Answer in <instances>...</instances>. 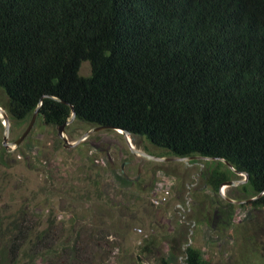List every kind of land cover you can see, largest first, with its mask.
<instances>
[{
    "label": "trees",
    "instance_id": "1",
    "mask_svg": "<svg viewBox=\"0 0 264 264\" xmlns=\"http://www.w3.org/2000/svg\"><path fill=\"white\" fill-rule=\"evenodd\" d=\"M0 89L11 122L38 111L59 128L74 111L174 157L222 159L264 193V0H0ZM93 173L94 162L80 175L93 186ZM229 179L209 175L215 191ZM92 186L99 212L110 203Z\"/></svg>",
    "mask_w": 264,
    "mask_h": 264
},
{
    "label": "rangeland",
    "instance_id": "2",
    "mask_svg": "<svg viewBox=\"0 0 264 264\" xmlns=\"http://www.w3.org/2000/svg\"><path fill=\"white\" fill-rule=\"evenodd\" d=\"M80 74L91 75L88 62ZM7 102L0 89L5 110ZM31 120L11 122L8 142ZM4 123L0 117V264H186L189 247L210 264H264V206L252 205L260 196L219 160L152 161L134 154L125 136L111 129L67 152L58 128L38 118L23 143L5 147ZM93 128L74 120L66 136L74 143ZM131 144L174 157L145 137H131ZM93 162L102 175L93 173L92 186L80 174ZM216 168L235 184L215 191L209 175ZM97 182L110 203L99 212L86 199L87 185L95 198ZM159 195L167 201L155 205Z\"/></svg>",
    "mask_w": 264,
    "mask_h": 264
},
{
    "label": "water",
    "instance_id": "3",
    "mask_svg": "<svg viewBox=\"0 0 264 264\" xmlns=\"http://www.w3.org/2000/svg\"><path fill=\"white\" fill-rule=\"evenodd\" d=\"M0 117L2 119H4L5 123H4V127H5V136H4V145L5 147H8V146H15V147H18L21 143H23L25 141V139L27 138V136L30 134V132L32 131L34 125H35V122L37 120V117H38V111L35 112L28 128L26 129V131L23 133V135L18 139L16 140L15 142L13 143H9L8 140H9V136H10V127H11V121H10V118H9V114L7 112V110L3 109L1 106H0ZM76 118V114L75 112L73 111V115L71 117V119L66 122L64 125L60 126L58 128V136L60 139H62L64 142H65V147L67 148H71V147H76L79 143L87 140L94 132H99V131H104V130H115L119 133H122L125 138H126V142H127V145L131 148L132 152L136 155H139V156H142L146 159H149V160H152V161H156V162H178V161H183V162H187L191 159H194L196 157H185V158H180V157H170V158H162V157H156V156H152L146 152H143V151H140V150H136L133 145L131 144V134L128 132V131H125V130H122V129H118V128H111V127H107V126H98V127H95L93 128L92 130H89L87 131L84 136L79 139L78 141L76 142H70L66 136V127L69 126ZM202 158H205V157H202ZM205 159H208V160H219V161H222L224 162L230 169H232L235 173L237 174H240L242 176H245L246 178V181L249 179V175L248 173L246 172H238L235 170V168L229 164L228 162L222 160V159H211V158H205ZM235 183L234 182H226L224 184L221 185L220 188L226 186V185H229V186H232L234 185ZM264 193H262L261 195H263ZM260 195V196H261ZM227 201H229L230 203H237V204H242L243 202H237V201H234V200H231L229 198H227Z\"/></svg>",
    "mask_w": 264,
    "mask_h": 264
},
{
    "label": "built area",
    "instance_id": "4",
    "mask_svg": "<svg viewBox=\"0 0 264 264\" xmlns=\"http://www.w3.org/2000/svg\"><path fill=\"white\" fill-rule=\"evenodd\" d=\"M165 201H167V197L166 196H157L154 200L153 203L155 205H161L162 203H164Z\"/></svg>",
    "mask_w": 264,
    "mask_h": 264
},
{
    "label": "bare ground",
    "instance_id": "5",
    "mask_svg": "<svg viewBox=\"0 0 264 264\" xmlns=\"http://www.w3.org/2000/svg\"><path fill=\"white\" fill-rule=\"evenodd\" d=\"M1 113V112H0Z\"/></svg>",
    "mask_w": 264,
    "mask_h": 264
}]
</instances>
